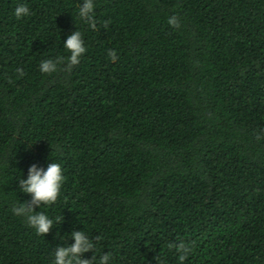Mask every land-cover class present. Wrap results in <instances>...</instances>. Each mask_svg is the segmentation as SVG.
Listing matches in <instances>:
<instances>
[{
	"label": "trees",
	"instance_id": "16d2710c",
	"mask_svg": "<svg viewBox=\"0 0 264 264\" xmlns=\"http://www.w3.org/2000/svg\"><path fill=\"white\" fill-rule=\"evenodd\" d=\"M83 2L0 0V264H53L76 231L108 264H181V243L182 264H264V0ZM51 162L42 235L13 208Z\"/></svg>",
	"mask_w": 264,
	"mask_h": 264
},
{
	"label": "clouds",
	"instance_id": "9594fccd",
	"mask_svg": "<svg viewBox=\"0 0 264 264\" xmlns=\"http://www.w3.org/2000/svg\"><path fill=\"white\" fill-rule=\"evenodd\" d=\"M93 0H84L82 7L79 8L78 15L81 19L91 22L93 13ZM30 14V10L21 4L14 10L17 19L23 18ZM168 24L173 27H179V20L176 16L168 19ZM90 26H94L90 24ZM63 47L70 53L68 56L69 65L79 63V58L85 53L84 42L79 31L66 38ZM115 59L114 53H110ZM41 73L49 74L57 70V62L52 59L41 61L39 65ZM64 183V176L61 166L58 163L51 162L46 168H37L35 165L28 169L27 179L20 181V189L22 192L31 195V201L21 203L19 207H14L15 214L26 217L28 225L34 229L37 234H46L53 227V219L43 212L34 211L41 204L51 205L57 201L60 194L61 186ZM74 243L71 246L57 248L53 260V264H108L111 259L110 255L102 256L98 261L93 254L91 260L82 259L83 254L93 251L96 247L88 238L84 231H76L71 233ZM179 261L185 260L190 249L184 244L176 245Z\"/></svg>",
	"mask_w": 264,
	"mask_h": 264
}]
</instances>
